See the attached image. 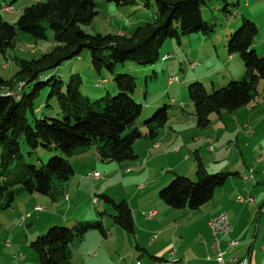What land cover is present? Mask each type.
Segmentation results:
<instances>
[{"label": "trees", "instance_id": "obj_1", "mask_svg": "<svg viewBox=\"0 0 264 264\" xmlns=\"http://www.w3.org/2000/svg\"><path fill=\"white\" fill-rule=\"evenodd\" d=\"M153 1L157 10L152 20L142 23L130 35H90L82 30V25H90L98 16L94 0L29 2L16 24L0 20L2 56L14 47L19 32L36 40L46 39V28L55 35L53 51L39 61H19V71L13 77L0 79V213L12 209L20 194L50 198L60 195L57 186L65 185L75 174L69 159L90 147L97 146L103 163L132 161L136 159L135 143L144 137L155 140L166 127L169 121L167 106L137 126L143 106L132 98L137 83L128 75L117 76L114 95L99 100L84 96L82 82L77 79L66 84L54 77L44 81L45 75L79 56L84 49L90 51L91 63L99 75L103 71L114 74L117 67L127 61L145 66L155 64L160 48L167 40L212 32L203 17V9L213 0ZM106 2L116 8L138 4V0ZM257 34L256 24L244 19L242 26L229 37L228 53L241 59L245 69L243 79L213 92H208L201 82L190 85V100L199 128H207L212 115L240 110L258 96L259 82L264 83V56H258L254 49ZM31 84H35L34 90L25 94V87ZM51 85L48 97L57 98L62 118L44 115L30 121L41 89ZM23 145L27 146L29 157L38 149L52 151L55 147L66 158L54 156L46 165L42 160V166L37 168L26 162ZM229 176V173L209 174L198 163L194 180L175 176L161 189L159 196L173 209L197 212L214 199L216 190L225 185ZM114 210L115 224L131 233L134 224L128 206L114 204ZM91 231L107 235L100 222L79 223L72 228L54 226L45 235L37 237L31 248L38 254L41 264H70L71 244Z\"/></svg>", "mask_w": 264, "mask_h": 264}, {"label": "crops", "instance_id": "obj_2", "mask_svg": "<svg viewBox=\"0 0 264 264\" xmlns=\"http://www.w3.org/2000/svg\"><path fill=\"white\" fill-rule=\"evenodd\" d=\"M229 58L231 60L232 56ZM244 75L245 72L243 77ZM262 93L259 92L258 96ZM172 102L169 121L166 127L159 132V136L155 140L144 137L137 141L134 145L136 159L130 163H120L118 166L117 174L120 176L122 171L123 178L134 185L128 196L123 195L118 200L116 199L118 203H125L128 206L133 219V231L127 233L116 225L112 232L119 233L121 238H113L112 232L102 224L107 233L106 236L101 235L103 238L95 234L96 231H91L82 239L73 242V256H77V251L83 254L84 259H82L81 264H219L212 250L213 237L209 222L222 212L228 214L234 228L231 235L221 240V249L225 260L230 262L232 258L249 259L252 264L263 263L264 115L258 116L260 104H253V101L245 107V110H242L246 111L244 113H249L247 115L249 123L243 126L247 138L239 162L236 165L231 164L222 167L221 171H217L218 173L230 174L225 185L216 190L214 199L208 205L197 212H192L188 209L169 207L160 199L159 193L177 175L193 180L196 178L198 163L191 161L188 153L190 146L182 138L188 135L190 138L185 140L192 138L194 144L198 143L196 138L215 139V131L212 127L222 129V124L217 125V120L214 121L211 116L210 125L205 129L199 128L194 122L195 116L191 118L187 109L183 108V104L178 105L176 101ZM232 115L236 118L235 113ZM225 128L227 129V126ZM227 132L228 130L224 132L223 137ZM236 135L238 134L236 133ZM238 140L237 137L236 142ZM201 144L203 145V142L198 146L200 147ZM219 145L220 141L212 153L213 156L210 161L213 165L221 161L220 155L223 148L217 151ZM95 147L92 146L86 152L70 158L75 174L65 185L57 186L58 192H60L57 197L36 196L37 194L28 196H22L24 195L22 194L21 197L18 196L20 198L17 197L12 209L5 212L6 220L0 221V229H5L11 237L0 238V254H12L10 255L12 258L19 260L18 264H25L28 258V264L30 261L37 264L29 244L51 227L65 226L74 220H77L79 224L80 221L84 220V216L79 213V204L75 197L81 191L83 182L88 179L92 180L94 172L101 168L99 167L100 164H97L100 159L97 154L98 148ZM197 155H199L198 162L209 173L208 166L202 159L201 151ZM165 159H171L172 164L169 165L170 162L164 163L165 167H163L161 162ZM131 167L138 171L131 170ZM129 170L130 172H127ZM211 171L214 172L212 174H215L216 169H211ZM79 172L81 173L77 176ZM250 175L252 177L245 179V176ZM107 190L106 188L105 192ZM240 196L244 198L253 197L254 202L251 204L238 203L237 198ZM17 203L22 205L19 212L16 210ZM39 204H51L57 208L58 212H54L55 210L52 209L49 212H45L44 209L38 211ZM150 212L155 213L153 219L147 218ZM60 213L66 219H62ZM35 215H37V219ZM42 220L45 224L38 227L37 222ZM10 226L13 227L9 232ZM12 229H25L28 235H25L26 238H13L15 233ZM119 236L116 235V237ZM231 241H238L239 245L231 247ZM109 245H111V251L107 258L111 261L101 262L103 247ZM105 256L106 254L103 258Z\"/></svg>", "mask_w": 264, "mask_h": 264}, {"label": "rangeland", "instance_id": "obj_3", "mask_svg": "<svg viewBox=\"0 0 264 264\" xmlns=\"http://www.w3.org/2000/svg\"><path fill=\"white\" fill-rule=\"evenodd\" d=\"M46 1L47 0H42V2ZM28 2L29 0H0V20L10 24H16ZM94 2L96 4L98 16L90 25L81 26L82 30L90 35H121L122 33L119 32L130 35L142 23L151 21L153 14H155L157 10L153 0H138V4L122 8H116L113 4L107 3L106 0H94ZM145 3H147L146 7L143 6ZM6 6L13 7L15 11L6 12L3 9V7ZM203 17L209 26L212 27V32L209 35L195 34L181 36L179 39L174 38L167 40L162 44L159 59L153 65H138L133 61H127L123 65H119L114 74L103 71L99 75L94 70L91 63L90 51L84 49L79 56L65 61L58 69L45 75L44 81L46 82L48 79L54 77L56 80H60L66 84L71 79H77L82 82L81 87L84 96L91 100H99L103 97L114 95L116 89L115 79L117 76L128 75L134 78L137 83V89L132 98L143 106L142 116L137 126L151 119L155 112L162 107L167 106L170 111L173 105L172 101H176L178 105L180 103L183 104V108L187 109V113L192 118L195 116V109L190 100L189 90L192 83L201 82L208 92H213L226 87L232 81L243 79V74L245 72L243 63L237 56H232L230 60L227 44L230 35L235 33L242 26L244 19L253 21L256 24L258 34L254 40V49L258 56H264V0H255L252 2H248L247 0H228L226 2L222 0H213L208 2L207 6L204 7ZM45 32L46 39L44 40H36L29 34L18 33L14 47L9 49L5 56L0 55V79H9L13 77L19 71V61H39L44 55L53 51L54 32L49 28H46ZM193 63L197 64L194 68L192 66ZM175 77L178 78V81L170 84L171 80ZM104 79L107 81L99 86L98 84ZM34 85L35 84H31L25 87L23 92L25 94H30L34 90ZM52 85L44 86L41 89L40 94L35 100V110L32 116L30 115V121L33 119H41L44 115L56 119L62 118L57 98L55 96L52 99L48 97L52 90ZM258 86L259 92L263 93L254 100L253 104H260L258 111V116L260 117L261 114L264 115V83L260 81ZM245 109L244 107L241 111H223L221 113V118V114L212 115L214 121L217 120V125L222 124V129L219 127H212L216 132V135L214 132L215 139L211 138L214 140L215 148L219 141L220 145L217 151L223 148L220 155L221 161L216 165H213V163L211 164L210 160L213 155L208 148L207 140L196 138L198 143L194 144L192 138L185 140L190 138L188 135L183 137L182 140L190 146V151H188V153L189 157H191V161L199 163V155H197V153L201 151L202 159L206 166H208L209 174L214 173L211 169H216V174L218 173L217 171H221L220 169H222V167L231 164L236 165L241 158L240 154L243 152L244 142L247 138L243 126L249 123V117L247 116L249 113H244L246 111H242ZM233 113H235L236 118L233 117ZM170 120H172L171 117ZM194 122H196V120H194ZM225 126H227V129ZM227 130L228 132L223 137L225 134L224 132ZM238 130L243 133H239ZM236 133L238 135H236ZM237 137L239 139L238 142H236ZM202 142L205 146L201 144L199 147L198 144ZM95 146L96 145H94L93 148H96ZM22 147L26 162L35 165L37 168L42 166V160L44 165H46L54 156L66 158L55 147L52 151L38 149L32 157H29L27 154V146L23 145ZM171 161V159H165L164 161L162 160L161 163H163L162 165L165 167L164 163L170 162L169 165H171L173 162ZM127 162L130 163L131 161ZM97 164H100L99 167L101 168L97 169L94 174H99L101 181L95 180L92 176L94 181L93 179H88L83 182L81 191L75 197L79 204V213L84 216V220L80 222L92 224L100 222L112 232V230L116 228V224L112 217L115 215L114 204H119L117 200L123 195L128 196L133 190L134 185L123 178L124 175L122 171L120 172V176L117 174L120 163H103L98 161ZM131 170L135 172L138 171L133 167H131ZM127 172H130V170ZM80 173L81 172H79L77 176H79ZM106 188L108 189L107 192H105ZM21 195L22 194L19 196L21 197ZM22 196H28V194ZM106 198L110 199L112 202H108ZM94 200L97 201V204H94ZM18 204L19 203H17L16 210L19 212L22 205ZM38 207L43 208L45 212H49L51 209L55 210L54 212H58L57 208L51 204H39ZM60 214L62 219H66L62 213ZM23 215L26 216V214ZM5 216H7L5 212L0 213L1 222L6 220ZM35 218L37 219V215H35ZM37 224V226L40 227L42 224H45V222L42 220L38 221ZM77 224L78 221L74 220V222H69L65 227L72 228ZM12 227L13 226H10L9 232ZM13 232L15 233L13 238H26L25 235H28L25 229H16ZM47 232L48 230L43 235ZM95 234L103 238L98 231H96ZM112 235L113 238H121L119 233L112 232ZM116 235L119 237H116ZM0 238L11 237L7 234L5 229H0ZM77 241L78 240L74 242ZM72 245L73 243L71 244V253ZM28 246L35 255V263L38 262L37 264H41L38 254L31 248V244ZM110 246L111 245L103 247L101 262L111 261V259L109 260V258H107V255L109 257V252L111 251ZM105 254L106 256L103 258ZM10 255L12 254H0V264H18L19 260L12 258ZM82 259H84L83 254L77 251V256H73L72 254L70 264H81L83 261ZM28 263L29 258L25 264ZM30 264L34 263L30 261Z\"/></svg>", "mask_w": 264, "mask_h": 264}, {"label": "built area", "instance_id": "obj_4", "mask_svg": "<svg viewBox=\"0 0 264 264\" xmlns=\"http://www.w3.org/2000/svg\"><path fill=\"white\" fill-rule=\"evenodd\" d=\"M34 0H30V2H32ZM248 2H252L255 0H247ZM8 8H13V7H8ZM193 68L196 67L194 66V63L192 64ZM173 82H177L176 80L171 81V83ZM100 85V83L98 84ZM208 143V148L210 150V152H214L215 150V143L213 139H208L207 140ZM93 177L95 178V180L99 181L101 179L100 176H97L96 174H93ZM249 177H252V175L250 176H245V179H248ZM237 202L238 203H242V204H251L254 202V198L253 197H238L237 198ZM94 204H97V201L94 200ZM38 211H42L43 208L38 207L37 208ZM154 212H150L147 215V218H151ZM22 224V222H21ZM209 227H210V231L213 237V243H212V250L215 254V259L219 264H252L251 261L249 259H243V260H238L236 258H232L230 262H227L224 258V253L221 249V240L223 238H226L227 236L231 235L234 232V228L233 225L230 221V218L228 216V214L226 212H222L220 214H218L217 216H215L214 218L211 219V221L209 222ZM9 245V243H8ZM239 245L238 241H231L230 242V246L231 247H237ZM140 264V263H138Z\"/></svg>", "mask_w": 264, "mask_h": 264}, {"label": "bare ground", "instance_id": "obj_5", "mask_svg": "<svg viewBox=\"0 0 264 264\" xmlns=\"http://www.w3.org/2000/svg\"><path fill=\"white\" fill-rule=\"evenodd\" d=\"M39 2V0H34V1H32V3H38ZM8 7H10V6H6V7H3V9L6 11V12H13V11H15V9L14 8H8ZM194 66H197V64L196 63H194ZM174 80H176V81H178V78L177 77H175L174 79H172L171 81H174ZM106 81L105 80H103L101 83H100V85L102 84V83H105ZM99 85V86H100ZM159 145V144H158ZM97 176H100L99 174H96ZM154 216H155V213H153V215H152V217L151 218H149V219H153L154 218ZM262 264H264V260H263V263Z\"/></svg>", "mask_w": 264, "mask_h": 264}]
</instances>
